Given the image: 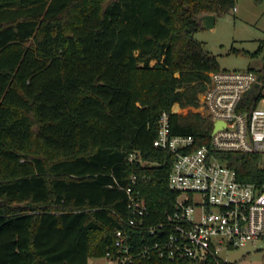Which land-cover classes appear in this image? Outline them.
<instances>
[{
    "label": "trees",
    "instance_id": "obj_1",
    "mask_svg": "<svg viewBox=\"0 0 264 264\" xmlns=\"http://www.w3.org/2000/svg\"><path fill=\"white\" fill-rule=\"evenodd\" d=\"M235 3L0 0V264H90L115 253L117 230L148 239L123 222L127 189L145 200L147 225L172 212L175 157L154 147L159 120L167 112L173 134L209 142L208 118L172 108L199 107L221 70L194 38L199 18ZM260 54L264 44L249 53ZM228 156L241 181L264 186L261 155Z\"/></svg>",
    "mask_w": 264,
    "mask_h": 264
},
{
    "label": "built area",
    "instance_id": "obj_2",
    "mask_svg": "<svg viewBox=\"0 0 264 264\" xmlns=\"http://www.w3.org/2000/svg\"><path fill=\"white\" fill-rule=\"evenodd\" d=\"M209 76L199 95V113L213 123L208 143L197 146L194 136L173 134L167 112L159 120L154 147L175 157L169 177V188L176 193L172 212L164 221L147 225L145 200L128 188L134 217L123 222L149 237L143 236L136 246L135 235L117 230L115 253L104 257L109 263L158 257L189 264H233L223 260L221 252L249 247L262 255L264 264V186L241 181L228 158L231 153L259 154L264 168V67L219 70ZM175 106L172 112L180 114ZM219 123L223 126L215 130ZM134 160L141 161L138 154L130 157Z\"/></svg>",
    "mask_w": 264,
    "mask_h": 264
},
{
    "label": "rangeland",
    "instance_id": "obj_3",
    "mask_svg": "<svg viewBox=\"0 0 264 264\" xmlns=\"http://www.w3.org/2000/svg\"><path fill=\"white\" fill-rule=\"evenodd\" d=\"M235 8L228 13L217 14L215 28L206 29L201 26L194 38L204 42L206 49L218 57L221 70L261 69L263 54L252 57L249 53L257 52L259 46L264 44V2L259 4L254 0H236ZM175 110L183 116L201 112L199 107L175 106ZM249 250L248 247L224 251L220 257L233 264H260L262 255ZM90 263L112 264L105 258L94 259Z\"/></svg>",
    "mask_w": 264,
    "mask_h": 264
},
{
    "label": "water",
    "instance_id": "obj_4",
    "mask_svg": "<svg viewBox=\"0 0 264 264\" xmlns=\"http://www.w3.org/2000/svg\"><path fill=\"white\" fill-rule=\"evenodd\" d=\"M200 25L206 29H214L216 26V15L206 14L199 18ZM223 124H216L215 130L222 127ZM198 264H207L206 262H200Z\"/></svg>",
    "mask_w": 264,
    "mask_h": 264
},
{
    "label": "crops",
    "instance_id": "obj_5",
    "mask_svg": "<svg viewBox=\"0 0 264 264\" xmlns=\"http://www.w3.org/2000/svg\"><path fill=\"white\" fill-rule=\"evenodd\" d=\"M91 260H94V258H93V259H90V260H89V263L91 262ZM90 264H91V263H90Z\"/></svg>",
    "mask_w": 264,
    "mask_h": 264
}]
</instances>
